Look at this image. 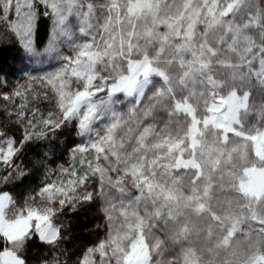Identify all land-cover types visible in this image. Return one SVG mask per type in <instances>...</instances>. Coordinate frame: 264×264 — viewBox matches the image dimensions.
<instances>
[{
	"label": "snow or ice",
	"instance_id": "6c2138e0",
	"mask_svg": "<svg viewBox=\"0 0 264 264\" xmlns=\"http://www.w3.org/2000/svg\"><path fill=\"white\" fill-rule=\"evenodd\" d=\"M0 45L51 68L0 91V264H68L61 217L93 203L76 264H264V0H0ZM65 133L78 164L10 191Z\"/></svg>",
	"mask_w": 264,
	"mask_h": 264
},
{
	"label": "trees",
	"instance_id": "16d2710c",
	"mask_svg": "<svg viewBox=\"0 0 264 264\" xmlns=\"http://www.w3.org/2000/svg\"><path fill=\"white\" fill-rule=\"evenodd\" d=\"M46 33L47 23L46 21H42L38 31V39H42ZM19 56L20 53L17 47L0 45V78L7 80V91H11L14 88L15 77L13 71L15 70V65L18 63ZM0 119H3V117H0ZM13 131L19 136L18 129L14 128ZM43 143L44 142H36L35 144L26 145L20 159L24 165H27L26 170L29 171V176L27 179L11 187L16 194L22 196L30 189L38 187L41 184L45 169L37 162L43 161L45 163L48 157L45 160L42 153H47L45 151L50 149L43 147ZM55 148L57 152L63 150V147L57 143L55 144ZM63 222L68 226L70 231V235L68 236L69 240H66L63 246V248L68 250V257H64L63 259H67L68 264H76V261L85 247L93 244L100 233L97 228H94L95 214L93 204L80 207L75 213H69L64 216ZM48 247V245L41 244L39 241L34 240L27 252L31 264H39L42 258H47V253L49 251Z\"/></svg>",
	"mask_w": 264,
	"mask_h": 264
},
{
	"label": "rangeland",
	"instance_id": "374dc122",
	"mask_svg": "<svg viewBox=\"0 0 264 264\" xmlns=\"http://www.w3.org/2000/svg\"><path fill=\"white\" fill-rule=\"evenodd\" d=\"M46 38H47V33L44 35V37H42V39H38V43L42 45L43 42L46 40ZM46 70L47 71L51 70V68L49 67V65L46 62L45 63H36L34 61L25 59L24 62L21 63L20 62V56H19L18 63L15 65V70L13 71V75L15 77L14 87L18 83L24 84L26 77L28 75H39L43 71H46ZM7 85H8V83H7ZM7 90H8V87L4 88V89H0V91H7ZM17 102H19V101H17ZM5 103H6V101L3 102V100H0V105H3ZM254 118H258V117H249L250 120H252ZM70 135H69V133H65L64 135H61L59 137L58 141L55 142V144L57 143L58 145L63 147L62 151L57 152L55 150V155H53L52 149H48V151H45L48 153V155H47L48 159L45 163L47 164L48 168L51 169L53 172V175L50 177V179H55V176H56V173L58 172L59 166L62 165L63 167L67 168L72 164H78L79 156L77 155L76 159L73 160L71 158V149L75 144H78L81 141H80V138L76 137L74 134H70ZM89 155H91V154H89ZM23 166H25V168L27 169L26 164L25 165L23 164ZM36 188L37 187H35L33 189H36ZM33 189H30L29 191H31ZM9 190L13 191L11 188ZM14 194L18 197L21 196L19 194H16L15 192H14ZM93 206H94V214H95L94 228H97L100 232L97 239H95V241L93 243V244H95L97 241H99L101 238H103L105 229L103 227L104 220H103L102 213L99 211V205L97 203H93ZM63 219H64V216L61 217L62 221H63ZM65 235L66 236L70 235V231H69V228L67 225H66ZM68 240L69 239H67V241ZM64 244H65V241H64L62 247L64 246ZM48 249H49V251H48L47 255L49 257L52 255V250L50 249V246L48 247Z\"/></svg>",
	"mask_w": 264,
	"mask_h": 264
}]
</instances>
